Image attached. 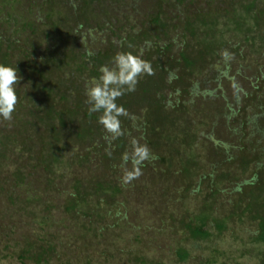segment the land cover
I'll list each match as a JSON object with an SVG mask.
<instances>
[{
    "label": "trees",
    "instance_id": "obj_1",
    "mask_svg": "<svg viewBox=\"0 0 264 264\" xmlns=\"http://www.w3.org/2000/svg\"><path fill=\"white\" fill-rule=\"evenodd\" d=\"M21 1L0 0V64L21 77L11 122L0 117L6 258L221 264L217 244L229 234L240 255L264 264V130L257 114L264 111V0H157L137 31L109 15L124 0H25L43 17L35 20L28 19L30 8L23 14ZM132 1L130 12L141 5ZM89 27L104 30L106 41L78 45ZM121 52L140 56L152 74L117 99L126 115L113 138L98 122L101 113H89L86 84ZM230 55L251 61L243 105L226 103L220 90L196 91L197 83L221 78L212 67ZM253 65L263 70L251 72ZM133 141L157 159L125 183L132 164L122 158ZM148 169L157 172L159 191L143 201L138 181ZM151 206L160 222L146 225L141 212Z\"/></svg>",
    "mask_w": 264,
    "mask_h": 264
},
{
    "label": "rangeland",
    "instance_id": "obj_2",
    "mask_svg": "<svg viewBox=\"0 0 264 264\" xmlns=\"http://www.w3.org/2000/svg\"><path fill=\"white\" fill-rule=\"evenodd\" d=\"M141 2V5L136 6L135 10H131L130 9H125V6L130 5V3H133L134 1L132 0H124L125 6L123 8H111L109 11V15H111L112 17H114L115 19H119L121 22H124V28L126 31L129 30V27L134 26V30H141L142 29V23H144V18H146V16L150 13L151 10H155L157 8L158 3L161 4V2L157 1V0H139ZM30 3L26 4V1L23 0L20 3V7L22 9V11L24 12L23 14H26V12H28V9L30 8L33 11V14L30 15V17L28 18L29 20L33 19L35 20V17L38 16V18H41L42 15L38 14V12H36V7L34 5V1H29ZM34 2V3H33ZM166 3V2H165ZM164 3V4H165ZM167 6H164V8L166 9ZM189 7V6H188ZM168 8V12L172 15V14H176L177 9L173 8V7H167ZM26 11V12H25ZM124 15L126 17H128L129 23H126ZM27 16V15H26ZM110 16V18H111ZM43 18V17H42ZM114 25H117V20L113 22ZM121 28V26H120ZM122 34H125V31H121ZM175 33H173L174 35ZM172 35V36H173ZM106 32L103 30L101 32H96L94 31L93 28L89 27L88 29H82L81 30V34H79L78 38L80 39L79 41H77L78 45H81L80 41H88L90 42V44L93 45V47L97 46V42L100 41H106ZM175 37V36H174ZM249 58L247 59L246 62H242V60H240L239 58H233L231 55L228 57H223L220 58L219 60H217L214 64V67H212V71L218 72L220 73L221 78L217 79V80H212L209 83H207L206 85L197 83V93H203L202 91H214V92H222L223 96H225L226 103L228 104H233L235 102H239L243 105L242 100L243 98V93L242 91H247L249 88L248 85L246 86V77H249V70L246 69L249 65H250ZM244 66V67H243ZM246 66V67H245ZM260 68L261 70H263V67H256L255 65L251 66V72H254L256 69ZM235 71H239L240 74L234 78H232L230 81V76L233 75V73ZM225 77L227 78L225 81ZM220 90V91H219ZM237 97V99H236ZM262 100V99H261ZM226 105V104H225ZM258 116H260V121L261 125L263 127L264 130V111L263 110H259L257 111ZM258 146H264V139L260 140V143ZM146 174L143 175L142 178H140V180L138 181L139 183V191H137V197L138 199H141L144 196V200L143 201H147L148 198L152 199L153 196L155 195V191H159L158 187H159V182H157L158 180V176H157V172H153L150 169H148V171L146 170ZM155 177L157 178V180L155 181ZM170 193V192H169ZM158 196V193L157 195ZM154 197V198H159L158 197ZM163 201V200H161ZM145 202L143 203L142 207H144ZM179 212V210L177 211ZM142 214V218L143 221L142 223L146 224V225H154L155 224V220H157V223L160 222V215H158L156 212H154V208L151 206L150 208L143 210L141 212ZM168 217V216H167ZM166 217H164L165 219ZM169 218V217H168ZM163 219V218H162ZM19 225H21L20 229L21 230L24 225L22 224V222L20 221ZM2 229V228H1ZM3 230V229H2ZM19 233H21L19 231ZM21 234H18L16 238H19ZM22 236V235H21ZM5 238V234H2V231L0 230V241H3V239ZM166 237H160L161 240H164L165 242L169 241V243L167 244L166 247L172 245V243H170V239H165ZM158 241V240H157ZM159 242V241H158ZM162 241H160L161 243ZM172 242V241H171ZM4 241L2 242V246H0V258H3V256L5 255V260H2L3 263L5 264H20V262L18 260L14 259H10L9 257L6 258L7 256H9V253L7 252V250H5V247L3 246ZM1 245V244H0ZM220 249H224V253H223V257L221 260V264H254L256 263V261L258 260L257 257H253L251 255H240V253L237 252V248L239 247V244L235 242V240H233L232 236H230L229 234H226L225 237H223L220 241H218V244ZM166 250H168L167 248H165ZM256 249H260L259 246H256ZM255 250V247L252 248V252ZM254 254V252H253ZM259 258V257H258Z\"/></svg>",
    "mask_w": 264,
    "mask_h": 264
},
{
    "label": "clouds",
    "instance_id": "obj_3",
    "mask_svg": "<svg viewBox=\"0 0 264 264\" xmlns=\"http://www.w3.org/2000/svg\"><path fill=\"white\" fill-rule=\"evenodd\" d=\"M101 75L86 84V103L89 113H101L98 122L113 138H118L121 132L120 117L126 115V110L116 101L126 92L135 91L139 78L144 74H152L151 65L140 56L131 53H117L111 66L100 68ZM21 77L17 68L0 64V117L11 122L18 103L16 85ZM123 165L132 164V169L125 167L124 182L138 179L142 175L141 165L145 161L157 159L146 145L132 142V151L125 154Z\"/></svg>",
    "mask_w": 264,
    "mask_h": 264
}]
</instances>
